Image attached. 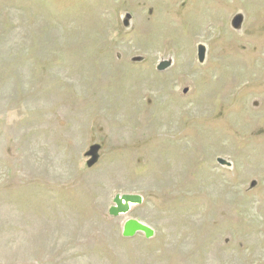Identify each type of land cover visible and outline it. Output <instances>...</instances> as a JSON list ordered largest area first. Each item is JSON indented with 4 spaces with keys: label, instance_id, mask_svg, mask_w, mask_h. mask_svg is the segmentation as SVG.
I'll return each instance as SVG.
<instances>
[{
    "label": "rangeland",
    "instance_id": "obj_1",
    "mask_svg": "<svg viewBox=\"0 0 264 264\" xmlns=\"http://www.w3.org/2000/svg\"><path fill=\"white\" fill-rule=\"evenodd\" d=\"M0 264H264V0H0Z\"/></svg>",
    "mask_w": 264,
    "mask_h": 264
},
{
    "label": "water",
    "instance_id": "obj_2",
    "mask_svg": "<svg viewBox=\"0 0 264 264\" xmlns=\"http://www.w3.org/2000/svg\"><path fill=\"white\" fill-rule=\"evenodd\" d=\"M130 19V17H128ZM243 23V17L241 15H238L234 18L232 22V26L235 29L240 28L241 24ZM126 25L128 23L126 22ZM206 57V49L204 46L199 45L198 46V61L199 63H204ZM141 58H135L134 62H141ZM172 63L171 61H163L161 62L157 70L159 72H164L168 70L171 67ZM101 150V147L99 145L91 146L89 152L87 153V157L90 158L88 161V166L93 167L96 165L99 161V152ZM218 164H220L223 167H231V163L227 162L224 159L218 158L217 160ZM256 184H253V187ZM144 202V199L140 195H116L113 200V206L109 210L110 216L113 217H119L122 215H127L131 212L132 208L138 205H142ZM138 234H144V236L147 239H151L154 237L155 232L154 230L149 227L148 225L144 224L143 222L135 219H128L124 225H123V231L122 235L125 238H133Z\"/></svg>",
    "mask_w": 264,
    "mask_h": 264
},
{
    "label": "bare ground",
    "instance_id": "obj_3",
    "mask_svg": "<svg viewBox=\"0 0 264 264\" xmlns=\"http://www.w3.org/2000/svg\"><path fill=\"white\" fill-rule=\"evenodd\" d=\"M239 10V9H238ZM210 34V33H209ZM251 75V74H250Z\"/></svg>",
    "mask_w": 264,
    "mask_h": 264
}]
</instances>
